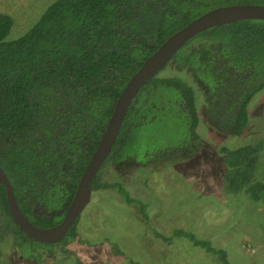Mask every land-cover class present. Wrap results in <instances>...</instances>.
Returning <instances> with one entry per match:
<instances>
[{
	"label": "trees",
	"instance_id": "1",
	"mask_svg": "<svg viewBox=\"0 0 264 264\" xmlns=\"http://www.w3.org/2000/svg\"><path fill=\"white\" fill-rule=\"evenodd\" d=\"M234 3L264 0H55L10 40L14 18L0 13V165L32 221L49 227L62 220L117 98L146 58L196 17ZM170 68L175 74L161 75ZM262 90L264 20L244 19L199 33L142 87L93 190L116 191L136 207L150 248L161 254L168 253L166 244L186 238L216 264H234L228 250L210 238L185 227L166 233L156 219L184 167L198 166L204 157L227 169L243 168L264 149L253 139L188 160L185 148L194 150V139L201 138L200 95L210 126L240 136ZM248 191L264 203V181L251 183ZM79 219L60 242H39L15 222L0 183V257L8 236L20 258L67 245L79 235Z\"/></svg>",
	"mask_w": 264,
	"mask_h": 264
},
{
	"label": "rangeland",
	"instance_id": "2",
	"mask_svg": "<svg viewBox=\"0 0 264 264\" xmlns=\"http://www.w3.org/2000/svg\"><path fill=\"white\" fill-rule=\"evenodd\" d=\"M53 1L0 0V13L14 18L6 39L25 33ZM167 74H175V70L161 73ZM202 104L199 98L200 109ZM250 119L240 136L216 132L213 140L205 118L200 132L211 144L216 140V146L234 148L253 139L264 143V90L250 105ZM184 168L185 174L174 180L165 196L157 225L166 233L174 227H185L210 238L214 245L228 250L234 264H264V203L248 191L251 183L264 181V149L243 168L231 170L211 160ZM136 211L116 191L94 190L80 216L75 241L39 248L38 255L20 258L19 246L8 236L3 242L0 264H216L186 238L166 244V255L150 248L146 225Z\"/></svg>",
	"mask_w": 264,
	"mask_h": 264
},
{
	"label": "water",
	"instance_id": "3",
	"mask_svg": "<svg viewBox=\"0 0 264 264\" xmlns=\"http://www.w3.org/2000/svg\"><path fill=\"white\" fill-rule=\"evenodd\" d=\"M244 19L264 20V4L234 3L214 7L172 33L155 52L146 58L117 98L114 111L82 173L71 203L59 223L43 227L32 221L21 208L12 181L0 165V183L5 186L10 210L17 225L39 242L50 244L60 242L91 202L94 191L93 181L107 160L119 136L127 112L142 87L160 73L177 52L196 35L214 26Z\"/></svg>",
	"mask_w": 264,
	"mask_h": 264
},
{
	"label": "flooded vegetation",
	"instance_id": "4",
	"mask_svg": "<svg viewBox=\"0 0 264 264\" xmlns=\"http://www.w3.org/2000/svg\"><path fill=\"white\" fill-rule=\"evenodd\" d=\"M200 94H201V92H199V95ZM200 96H201V97H199L200 100L203 101V104L201 106V109L199 108V112H200V116H201V124H202L203 118H205L206 120H208L206 114H207V111L209 110V108H208V105L205 104V101L202 98V94ZM199 98H198V100H199ZM198 107H199V105H198ZM208 123H209L208 126L211 129V133L213 134V138L212 139L214 140V138H216V126L215 125L210 126V122H208ZM193 147H194V150L190 151L189 147H186L185 150H184V152H183L184 156L186 158H189L188 160H196V159H198V157L200 155L207 154V152H211L212 154H215L216 153V140L214 141V144H211L209 141H207L206 139H204L202 137V135H201V138L200 139H194ZM214 159H215V157H214ZM203 161L205 162L204 157L201 160V162H203ZM208 161L209 160H207V162ZM135 162H136L137 165L141 164L140 161H135ZM36 211L38 212L37 209H36ZM22 257L23 256H21V258Z\"/></svg>",
	"mask_w": 264,
	"mask_h": 264
}]
</instances>
